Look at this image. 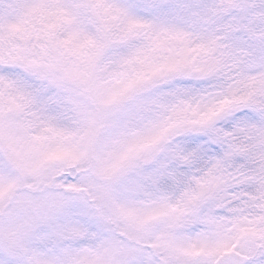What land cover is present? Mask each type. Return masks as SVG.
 <instances>
[{
	"label": "snow or ice",
	"instance_id": "6c2138e0",
	"mask_svg": "<svg viewBox=\"0 0 264 264\" xmlns=\"http://www.w3.org/2000/svg\"><path fill=\"white\" fill-rule=\"evenodd\" d=\"M0 264H264V0H0Z\"/></svg>",
	"mask_w": 264,
	"mask_h": 264
}]
</instances>
